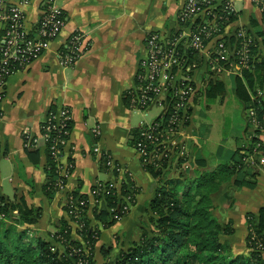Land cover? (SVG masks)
Here are the masks:
<instances>
[{"label":"crops","instance_id":"0c3cea01","mask_svg":"<svg viewBox=\"0 0 264 264\" xmlns=\"http://www.w3.org/2000/svg\"><path fill=\"white\" fill-rule=\"evenodd\" d=\"M10 2L19 5L23 0ZM185 2L29 0L27 5H22L26 29L32 30L37 25L47 3H54L62 10L64 27L29 68L7 80L0 117V194L10 205L23 199L27 205L41 208L42 219L30 229H36L40 235L53 234L59 221L68 219L63 211L68 193L77 191L84 195L92 209L94 185L112 177L110 171H101L99 164L101 155L108 156L122 170L121 176L133 181L138 195L127 217L109 229L100 230L93 254L96 264L102 258L103 250L115 249L119 244L117 238L136 227L140 210L152 199L155 182L143 169L132 145L133 132L140 129L141 118L127 109L126 99L136 85L145 38L152 33H187V30L178 28V16ZM235 8L237 19L223 32L224 37L231 36L239 28L252 30L253 20L261 25L262 15L252 0H238ZM75 32L83 35L87 51L75 64L66 67L60 61L59 51ZM3 33L4 25L0 23V46ZM202 56L203 67L191 77L198 91L191 106L190 123L185 128L189 138L179 136L178 142L183 145L185 155L194 150L210 170H217L219 164L228 163L235 151L246 143V117L234 96L233 74L222 75L227 96L223 102H217L220 105L218 110L214 111L216 103H206L201 93L209 80V71L206 69L207 59ZM62 107L68 110L72 124L65 160L71 162L73 169L64 191L48 198L42 190L46 178L44 148L40 150V163L35 165L28 156L30 151L24 146L23 139L25 135L39 138L40 127L50 110ZM220 114L223 116L217 120ZM2 176L11 187L10 195L2 193ZM231 193L237 201L229 211L236 214L235 220L241 226L239 240L244 247L245 215L257 214L264 209V170L257 173L253 189L242 188ZM90 210L88 217L91 219ZM221 213L229 216L226 211ZM13 215H16L15 211ZM92 225L97 226V223L92 220ZM122 243L118 251L122 250ZM116 255L113 252L112 256Z\"/></svg>","mask_w":264,"mask_h":264},{"label":"trees","instance_id":"16d2710c","mask_svg":"<svg viewBox=\"0 0 264 264\" xmlns=\"http://www.w3.org/2000/svg\"><path fill=\"white\" fill-rule=\"evenodd\" d=\"M204 6L200 5L201 8ZM237 16V11L229 13L220 5L208 13L204 21L196 18L190 31L196 32L208 22L214 21L216 29L222 35L224 27L235 22ZM213 17L216 19L213 20ZM252 22V30L245 32L246 38L250 40V61L246 69L233 75L234 96L244 109L249 144L245 143L239 147L228 163L219 164L217 170H210L204 159L198 153L195 154L192 148V153L185 155L182 144L175 149L167 145L164 150L161 146L155 148V144L144 142L146 152L152 149L164 151L160 160L142 164L145 172L150 174L155 182L152 199L145 210L151 228L149 231L143 230L139 239L125 250L119 251L114 260L106 259L103 264H264V256L261 253L264 250V209H260L257 214L245 215L247 248L252 251L234 259L229 247L221 242L222 237H229L233 233V223L220 221L216 213V201L220 193L226 189L230 192L242 188L253 189L257 173L260 169L264 170V166L258 164L260 154L255 153L256 150L264 152V146L256 148L260 142L258 136L264 129V32L254 20ZM178 24L184 29L189 26L190 20L178 16ZM240 41L231 35L221 38L218 42L225 48L235 45L237 49ZM65 50L63 48L59 53L63 54ZM178 50L179 66L173 73L182 65L179 76L185 75L191 80L193 73L203 67L204 58L183 46H179ZM234 61V57H230L224 63L219 62L223 69L230 70V64ZM190 65H195V69L186 71L185 67ZM206 69L209 71L207 63ZM222 75L223 72L219 71L209 72V80L201 93L208 105L221 103L227 96V87ZM190 86L195 90L194 95H197L198 90L194 82L190 81ZM126 100L129 109L128 99ZM58 109L53 108L50 112H56ZM248 110L254 111L256 127L250 123ZM191 112V108L185 112L184 116L188 117L185 121L180 113L178 116L181 123L173 120L172 124H169L170 115L173 114L169 105L168 110L158 117L155 123L161 125L162 132L168 127L172 129L173 125V131H176L177 122L179 126L186 128L190 123ZM68 125L71 132V121ZM43 128L44 125H41L40 131H43ZM57 132L52 131L50 138L57 137ZM133 134L134 147L141 141V129H137ZM58 139L67 140L68 136L63 135ZM51 145L52 143L48 142L38 148H27L30 151L28 156L35 165L40 163V150L44 148L46 178L42 190L48 198H52L58 191H63L59 188L60 181L64 187L67 182L59 176L57 163L49 150ZM177 151L182 155L174 160V153ZM100 157L101 171H109L106 166L108 156ZM249 159L254 160L255 164L249 163ZM67 163L71 164L70 161ZM72 169L69 170L70 173ZM101 184L103 182H98L92 189L94 206L91 210L87 197L77 191L68 193L63 206L68 219L59 221L55 233H37L35 238H28L27 233L28 229L37 226L42 219V209L27 205L23 199L10 205L0 194V213L3 215L0 220V264H96L93 254L100 230L109 229L128 212L116 190H110L107 195L99 193ZM122 195L128 196L124 187ZM81 202L84 204L80 205ZM134 203L133 200L132 204ZM89 210L91 219L88 217ZM14 211L16 215H13ZM92 220L97 226L92 225ZM103 253L102 251V256Z\"/></svg>","mask_w":264,"mask_h":264},{"label":"built area","instance_id":"2783aa9c","mask_svg":"<svg viewBox=\"0 0 264 264\" xmlns=\"http://www.w3.org/2000/svg\"><path fill=\"white\" fill-rule=\"evenodd\" d=\"M237 1L186 0L179 16L190 20L191 25L189 24L187 28L183 29L184 31L187 30V33L183 31L172 35L152 33L145 38L144 55L138 64L136 85L128 93L129 109H141L148 104H152L159 107L160 112L149 124L141 123V141L134 146V149L142 164L154 162V160L158 161L164 155L163 150L156 151V149H152L146 152L144 142L155 144V148L161 146L164 150L167 149V145H170L173 149L177 146L176 143L166 142L170 141L172 134L176 132L173 131L175 126H171L172 129L168 127L165 132H162L161 125L155 123V120L163 116L164 112L168 110L169 105H171V110H173L169 124H172L173 120L181 123L178 116L180 113L183 115V121L188 118L184 114L190 108L189 99L194 95L195 90L190 86L191 80L189 77L185 75L179 76V69L182 65L176 73H173L174 69L179 66V46H183L196 54L204 55L207 59L209 72L219 71L227 73L247 68L251 56L249 50L250 40L246 38V30L239 28L234 31V34H231L237 40H241L237 49H235V45L232 48H229V46L225 48L218 42L224 35L219 34L214 21L208 22L205 27L199 28L200 30L196 32L190 31L192 22L196 18H199L201 22L204 21L205 16L211 13L212 10H216L220 5L223 6L224 11L236 13L235 6ZM252 1L262 15L260 30L264 32V0ZM28 3L29 0H23L22 4L19 5L11 4L10 0H0V23L4 25L5 31L0 46V117L1 104L6 96L7 80L13 74L29 68L31 63L48 49L50 43L60 34L64 27L62 10L54 3H47L37 25L32 30L26 29L21 8L22 5H27ZM201 4L205 6L201 8ZM212 19L214 20L216 17ZM214 33L217 35H214ZM87 47L83 35L77 32L73 33L66 42L65 52L63 54L59 53L61 63L66 67L72 66L87 51ZM230 57H234L235 61L230 64V70H225L219 61L224 63ZM191 68L195 69V65L185 67L186 71ZM247 115L250 118V123L256 127V121L253 117L254 111L248 110ZM70 121L68 110L64 107L59 108L56 112L48 113L42 124L44 128L43 131H40L39 138L25 135L23 139L26 148H38L45 143L51 142L52 145L49 150L57 163L59 176L64 180H68L71 176L69 170L73 168L65 160V149L68 146L70 135L68 122ZM178 122L176 130L179 126ZM57 129L59 130L58 132ZM52 131L58 133L57 137L50 138ZM63 135L68 136V139L59 140L58 138ZM258 138L260 142L256 148H261L264 146V129L261 130ZM97 151L98 148H96ZM255 153L260 154L258 164L264 166V152L261 153L260 150H256ZM249 163L255 164V161L249 159ZM106 166L113 175L121 173V169L109 157ZM99 187H101L99 193L103 195H107L112 189L116 190L115 186L110 182H103ZM59 188L64 190V186H61V181L59 182ZM116 192L119 196L117 190ZM128 198L131 199V197ZM83 204V202L80 203V205ZM0 206H2L1 203ZM125 206L127 210V205L125 204ZM2 218L3 215L0 213V220ZM260 247L261 244H259L258 248ZM261 253L264 256V250Z\"/></svg>","mask_w":264,"mask_h":264},{"label":"rangeland","instance_id":"374dc122","mask_svg":"<svg viewBox=\"0 0 264 264\" xmlns=\"http://www.w3.org/2000/svg\"><path fill=\"white\" fill-rule=\"evenodd\" d=\"M229 27H230L229 25L224 27L223 32H225V30H228ZM178 28L183 29L182 27H178ZM238 72H240V71L236 70V71L227 72V73L235 75ZM195 99H196V95H193L189 99L190 100V103H189L190 108H191L192 104H194ZM219 107H220V105L216 103L214 111H217ZM130 111L133 113H137L140 116L141 123L149 124L158 115V113L160 112V108L156 107L152 104H148L147 106H145L141 109H131ZM216 113L219 114L218 112H216ZM222 116H223V114H220L217 117V120L221 119ZM225 116H227V115H225ZM179 127H180V129L178 128L176 130V132L172 134V136H171L172 139L170 141H166V142L176 143V145L179 146L180 145V141L178 142L179 136L189 138V136L186 134L185 127H182V125ZM190 129H192V128H190ZM247 143L249 144V140H246V144ZM181 155L182 154L179 151L175 152L174 153V157H175L174 160H176V158L181 156ZM159 156H161V155H159ZM260 170L263 171L262 169H260ZM110 173L112 174V177L107 182H110L113 186H115L116 190L119 193V199L127 205V211L128 212L124 217L120 218L117 221V222H119L131 213V211L135 205V203L132 204V202H133V200L136 201L138 192H137V188H136L135 184L133 183V181L130 178H128L124 175L121 176L120 173H119V178H118V176L115 177V175H113V173L111 171H110ZM123 187L125 188L128 196L122 195V188ZM237 191H239V190H237V189L232 190L233 194L236 193ZM11 192H12V190H11L10 185L7 183L5 178L3 179V176H2V193L10 195ZM57 193H59V191ZM228 194L230 195V197L228 196ZM128 197H131L132 200ZM235 201H237V199L233 198L232 193L230 191H228L227 189L224 190L223 193H220L218 195L217 201H216V205H217V212L216 213H217L220 221H222L224 223L227 221H230V219H231V221H233V225H232L233 233L229 237H222L221 238V242L229 247L230 252L233 255V259L238 257V256H241L242 254L243 255L249 254L252 251L251 249L247 248V241H246V238L248 235L247 230H246V238H245V242H244L245 246L243 247V245H241V242L239 240L240 239L239 231H240L241 226L235 220L236 214L232 213L231 212L232 210L229 211L230 208L231 209L233 208V204H235ZM148 204H149V201L147 202L146 207H144V208H142V210H140L139 218H137V222H136V227L135 228L133 227L131 232L124 234L122 237L117 238V240L119 239V242H118L119 244H116L115 249L113 248L112 251L103 250V252H104L103 256H102L103 259L100 258L98 260L99 262L97 264H103L106 261V259L108 260L109 258H110V260H114V257L112 255H113V252L115 254L119 253L118 250H120V245H121L120 242H123L121 248H122V250H125L133 242H135L139 239L143 230H148V231L150 230L151 226H150V223H148V216L145 214V210L147 209ZM223 211L228 212L229 216H227L226 214L223 215L221 213ZM49 229L52 230V228H49ZM34 230H35V232H34ZM34 230H31V229L28 230V233H27L28 238H35V236L37 235V232H36V229H34Z\"/></svg>","mask_w":264,"mask_h":264}]
</instances>
